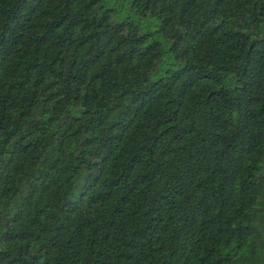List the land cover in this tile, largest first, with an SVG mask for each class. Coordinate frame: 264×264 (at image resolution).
<instances>
[{"label": "trees", "instance_id": "trees-1", "mask_svg": "<svg viewBox=\"0 0 264 264\" xmlns=\"http://www.w3.org/2000/svg\"><path fill=\"white\" fill-rule=\"evenodd\" d=\"M0 264H264V0H0Z\"/></svg>", "mask_w": 264, "mask_h": 264}]
</instances>
